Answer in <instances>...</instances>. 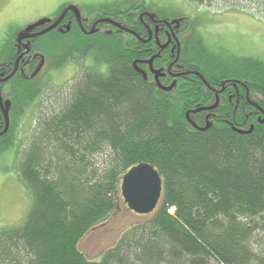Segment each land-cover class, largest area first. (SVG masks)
<instances>
[{
    "label": "trees",
    "instance_id": "trees-1",
    "mask_svg": "<svg viewBox=\"0 0 264 264\" xmlns=\"http://www.w3.org/2000/svg\"><path fill=\"white\" fill-rule=\"evenodd\" d=\"M187 1L193 14L154 0H111L84 12L141 38L142 12L180 20L176 63V47L160 50L155 39L143 42L107 23L94 34L56 30L34 41L31 55L44 63L22 66L6 83L12 105L0 167L13 171L30 201L18 222L0 226V264H264V123L247 97L248 90L264 108V59L213 51L201 30L207 13L199 8L207 0ZM223 2L264 15V0ZM20 29L2 39L0 67L15 60ZM154 54V68L169 75L171 64L181 74L164 83L172 81L170 90L159 88L150 71ZM72 63L75 77L49 93L51 77ZM192 71L213 89L225 80L239 84L227 82L216 108L193 113L216 97ZM207 114L204 130L188 120L202 127ZM141 162L161 175L159 205L144 215L130 210L136 218L93 257L85 239L119 211L122 176Z\"/></svg>",
    "mask_w": 264,
    "mask_h": 264
},
{
    "label": "rangeland",
    "instance_id": "rangeland-1",
    "mask_svg": "<svg viewBox=\"0 0 264 264\" xmlns=\"http://www.w3.org/2000/svg\"><path fill=\"white\" fill-rule=\"evenodd\" d=\"M110 1L0 0V44L10 28H22L26 24H30V22L42 17H53L62 3L70 2L84 13ZM154 1L158 3L171 2L174 4L172 7L176 11L175 14H183V12L193 14L196 11L194 6L188 4L186 0ZM223 1L213 0L208 2L207 0L205 1L206 4L199 8V10L207 13L204 16V20L206 21L201 27L207 45L213 51L223 56L253 55L264 59V15L256 13V10L253 8L250 10H247V8L241 9L245 5L243 2L239 3V6L236 7L230 5L232 4L230 3L227 7ZM1 58L0 54V61ZM72 64L66 65L60 72H56L51 77L53 83H51L52 86L49 89V93H59L62 87H66L64 85L75 77L77 68L74 63ZM248 99L251 105L255 106L253 104L255 102L251 101L249 97ZM260 108L264 112V109ZM258 110L260 109L258 108ZM28 120L23 127L25 125L28 127ZM18 137V141L22 140V133ZM0 170L3 171H0V226H3L18 222L17 220H20L24 216L26 212L25 208L29 205L30 199L25 193L24 187H21L20 183L16 180L17 177L11 169L4 168L3 170L0 167ZM134 218H136L134 214L121 201L119 211L108 220L106 227L93 231L90 237L85 239L83 249L93 257H97L100 249L103 246H108L111 243V239L117 237V232Z\"/></svg>",
    "mask_w": 264,
    "mask_h": 264
},
{
    "label": "water",
    "instance_id": "water-1",
    "mask_svg": "<svg viewBox=\"0 0 264 264\" xmlns=\"http://www.w3.org/2000/svg\"><path fill=\"white\" fill-rule=\"evenodd\" d=\"M68 11L74 12L78 17L81 16L79 8L74 4H70L64 8L62 13L60 14V17L57 20H55L50 26H48L47 28H45L44 30H42L40 32H37L34 34L27 33V31L34 29L35 27H39L41 25H44L45 23H47L50 20V18L44 17V18L37 20L34 23L29 24L25 28V31H22L20 33V35L18 36V40L21 41L24 38H34V37L44 35L45 33H48L49 31L54 29L60 23V21L62 20V18L66 15V13ZM98 22L110 23V24L116 26L118 29L133 33L138 38H140L136 32L125 27L124 25L120 24L119 22H117L111 18H101ZM165 22H167V21L165 20ZM175 22L177 23V27H178L179 26V20L175 19L172 21V23H175ZM95 25L96 24H94L93 28L88 33H92L95 30L94 29ZM148 40H143V41H148ZM167 44H168V42L166 44L162 45V48H164ZM25 46H27V48L30 50L29 45H25ZM177 47H178L177 58L174 60V62H176L178 60L179 55H180L181 45L179 43V39H177ZM21 57H22V55H21ZM154 58H155V55H153L149 59V63H150V67L152 69V72H154V74H155V80L157 81L160 88L165 89V90H170L174 84H172L168 87L162 86V84L159 81V76L162 73V69H154L152 67V63H153ZM18 63H19V61H17L14 71L11 74H9L8 76H6L5 78H3V79L0 78V81L8 80L16 72V70L18 68ZM41 63H43V60ZM192 72L194 74L198 75L204 81V83L208 87H210L209 83L207 82L205 77L200 72H198V71H192ZM176 75H179V74H176ZM144 76L145 77L147 76L146 73H144ZM227 82H232V80H225L222 88L220 90L216 91L217 100L213 105L208 106V107H206V106L205 107H198V108L193 109L191 111L195 113V112H199L202 110L214 109L219 103L218 94L221 93L225 89V84ZM233 84L235 86H237V84H239V82H233ZM0 96H1V92H0ZM0 101H1V99H0ZM253 104L255 106H257L260 110H262L260 108V106L257 105L256 103H253ZM9 106H10V102L6 101V108L4 109V117L6 120V126H5L4 130H2L0 132V135L5 134V132L8 129V125H9L8 108H9ZM188 113H189V111L187 112V115H188ZM188 120H190L192 122V124H194L193 121L190 119V117H188ZM194 126L201 129V130H204L207 127H209V122L204 127H198L195 124H194ZM252 129L253 128H251L249 131H243V130H239V129H236V130L240 131V132H250ZM120 190H121L122 198L130 210H132L135 213L140 214V215L149 214V213H152L157 208V206L159 205V202H160L161 197H162L163 180H162L161 175L158 172V170L152 164H149L147 162H141V163H138V164L134 165L133 167H131L122 176L121 189Z\"/></svg>",
    "mask_w": 264,
    "mask_h": 264
},
{
    "label": "flooded vegetation",
    "instance_id": "flooded-vegetation-1",
    "mask_svg": "<svg viewBox=\"0 0 264 264\" xmlns=\"http://www.w3.org/2000/svg\"><path fill=\"white\" fill-rule=\"evenodd\" d=\"M62 11H60L58 14H55L53 17H49L50 20L47 23H45L44 25H41L39 27H35L34 29L27 31V33L34 34V33H37V32L44 30L45 28L50 26L55 20H57L60 17V14L62 13ZM142 13L143 14L141 15V13H140V16H139L142 24L137 29L140 31V33H143V35H145V31H147V36H146V38H141V37L140 38L143 40L149 39L148 41H144L147 43L152 41L153 39H155L157 45L160 47V50H163V49H161V47H162L161 45H164L165 43L168 42L166 48L167 49L169 48L172 52L173 48H175V45H176V36L178 37V35H177V29L178 28H176V25L175 24L168 25L166 23H160V22L158 23L156 20H154L150 16V14H147L149 12H142ZM145 15L149 16V18L151 19L150 23L147 22L143 18ZM100 19L101 18H96L94 15H86L84 13H82L81 16L78 17L74 12L68 11L66 13V15L62 18L60 23L51 31L59 30L61 32H69L72 29H80L86 34H94L95 32L100 30V25L102 23H104V22H98ZM33 22H35V21H33ZM33 22H30V23H33ZM94 24H96L94 27L95 30L92 33H88L93 28ZM164 24L166 26L165 29H164ZM28 25L29 24H26L24 27H22L20 30H18L16 32V35H15L16 57H15L14 61H11L8 64L2 65V67H0V77L1 78L9 75L11 72L14 71L17 61H19V63H18V69L16 72H18V70L22 66H23L22 68H24L26 70V68H28V66H30V67L36 66L37 67L39 63L42 64L41 63V60H42L41 57L36 56V55H34V56L31 55L32 50H33V43L40 36L34 37V38H24L21 41L18 40V36L20 35V33L22 31H25V28ZM109 25H112V24H109ZM51 31H49V32H51ZM161 33H164L166 36L164 41H161L159 39V35ZM131 34H133V33H131ZM137 34L139 35V33H137ZM25 45H29L30 50ZM166 48H164V49H166ZM175 49L176 50L175 51L173 50V53L177 51V48H175ZM21 55H22V57H21ZM170 65L168 66V69H167L169 75H166V73L164 75V73L162 71L163 74L159 76V80H161V78H162L163 84L164 83L167 84L171 77L178 78L180 76V75L179 76L175 75L176 72L170 71V69L172 67V66L170 67ZM162 69H164V68H162ZM16 72H15V74H16ZM2 73L4 74L3 76L1 75ZM182 76H185V75L182 74ZM7 82H8V80L5 82H0V88H1V92H2V101H0V132L3 130V126H5L4 109L6 108V101H8V100L10 101V98H8L9 96L7 93L8 92V90H7L8 86L6 85ZM170 84H172V81L170 82ZM236 90H238V89H236ZM11 105L12 104L10 102L9 110L11 108ZM258 113H260L257 117L258 121L261 123H264V112L262 110H258ZM207 115L205 116L203 122H201V124H204L205 126L209 122V118H207ZM204 125L202 127H204ZM209 125H210V123H209ZM252 127L253 126H251V128ZM0 136H2V135H0Z\"/></svg>",
    "mask_w": 264,
    "mask_h": 264
},
{
    "label": "bare ground",
    "instance_id": "bare-ground-1",
    "mask_svg": "<svg viewBox=\"0 0 264 264\" xmlns=\"http://www.w3.org/2000/svg\"><path fill=\"white\" fill-rule=\"evenodd\" d=\"M232 11H233V10H232ZM230 12H231V11H230ZM235 13H236V12H235ZM235 13H234V14H235ZM5 86H6V85H5ZM8 89H9V88H8ZM3 90H4V89H3ZM4 97H5V96H4Z\"/></svg>",
    "mask_w": 264,
    "mask_h": 264
}]
</instances>
